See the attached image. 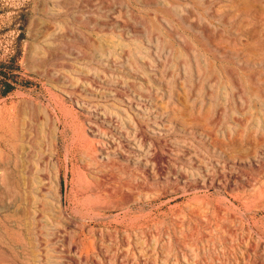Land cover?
<instances>
[{
  "label": "rangeland",
  "instance_id": "rangeland-1",
  "mask_svg": "<svg viewBox=\"0 0 264 264\" xmlns=\"http://www.w3.org/2000/svg\"><path fill=\"white\" fill-rule=\"evenodd\" d=\"M0 264H264V0H0Z\"/></svg>",
  "mask_w": 264,
  "mask_h": 264
},
{
  "label": "bare ground",
  "instance_id": "bare-ground-1",
  "mask_svg": "<svg viewBox=\"0 0 264 264\" xmlns=\"http://www.w3.org/2000/svg\"><path fill=\"white\" fill-rule=\"evenodd\" d=\"M101 119V118H100ZM7 124V123H6ZM107 124V123H106ZM7 127V126H6ZM8 129V128H7ZM13 137H14V135H13ZM11 143V142H10ZM10 146V145H9ZM17 147V146H16ZM12 148H15L14 146H12ZM17 149V148H16ZM18 182V181H17ZM18 185V184H17Z\"/></svg>",
  "mask_w": 264,
  "mask_h": 264
}]
</instances>
